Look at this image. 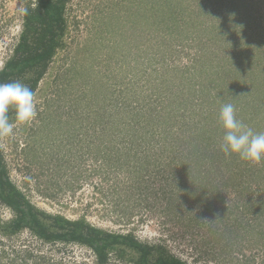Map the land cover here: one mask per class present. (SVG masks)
Instances as JSON below:
<instances>
[{
	"label": "rangeland",
	"instance_id": "rangeland-1",
	"mask_svg": "<svg viewBox=\"0 0 264 264\" xmlns=\"http://www.w3.org/2000/svg\"><path fill=\"white\" fill-rule=\"evenodd\" d=\"M169 1L71 0L67 4L65 47L58 52L37 88L38 116L29 124H16L13 135L0 138L8 176L30 203L46 213L71 221L84 219L106 231L131 233L141 242L163 245L186 264H264V160L258 164L246 161L241 167L243 180L235 182V186L229 183L224 196L223 193L212 196V191L203 190L204 198L198 199L202 195L199 191L202 180L194 174L199 169L203 172L201 177L206 174L211 167L209 153L219 145L208 149L203 166L192 169L194 163L186 170L183 168L186 166L165 168L161 165L165 156L159 155L162 148L154 147L156 141L167 139L161 126L151 128L157 131L154 139L147 134L149 141L145 147L151 149L135 150L138 156L135 158L133 152L126 164L119 150L118 163L109 162L116 155L110 150L108 135H102L99 127L86 122L87 113H92L91 121L98 123L101 113L96 108L101 110L108 105L112 106L108 109L112 112L122 109L125 101H121L122 96L115 90L127 88L129 93L140 95L144 91L147 100V95L157 94L159 87L163 92L168 85L167 88L183 93L184 100L190 96L187 92L190 85L182 88L181 82L189 83L187 79L191 78V83L196 85L206 73L215 70L226 78L227 71H234L233 68L249 73L234 82L243 100L236 108L237 118L244 123L251 118L252 107L264 105V0H186L194 15L179 9L184 13V22L178 21L180 27L174 21L166 23L157 37L152 38V31H158V27L147 12L157 11L159 4ZM24 2L0 0V69L20 34ZM171 3L175 7L183 1ZM249 8L253 12L248 14ZM228 15L236 23V31H246L238 36L241 40L235 39L239 46L211 68L204 56L208 43L215 42L211 28L220 19L227 21ZM187 23L194 30L191 27L183 30ZM170 25L175 28L168 29ZM229 37L234 40L233 36ZM257 43L263 47L258 48ZM231 52H239L246 64L240 66V56H232ZM224 53L218 51L217 58ZM201 69L202 77H198ZM175 73L178 75L172 79ZM254 84L257 89H253ZM95 86L104 96L97 94L98 99L93 103L91 90ZM255 91L263 93L258 97ZM193 97L186 103L178 102L182 108L185 105L186 114L197 108L191 102ZM248 101L250 104L246 106ZM139 104L134 101L132 105ZM172 105L176 108L175 103ZM198 109L207 111L206 107ZM130 111L128 121H132L131 115L136 110ZM104 118L107 122V117ZM254 119L257 122L259 117ZM251 127L257 133H264V123ZM114 141L119 145L122 135H117ZM93 145L99 146L96 151ZM190 147L187 143L181 145L176 164L179 156L188 154ZM127 148L125 144L123 154ZM248 169H252L249 174L245 172ZM220 170L226 174L224 177L229 175L225 168ZM206 176L210 190L216 184L212 182L215 176L214 173ZM183 187L187 188L185 193ZM12 217V212L0 204V220L9 221ZM2 239L6 251L26 248L34 255L49 258L51 264H93L95 259L84 247L45 246L26 231L12 239ZM3 263L10 264L6 259ZM109 264L127 263L112 258Z\"/></svg>",
	"mask_w": 264,
	"mask_h": 264
},
{
	"label": "trees",
	"instance_id": "trees-1",
	"mask_svg": "<svg viewBox=\"0 0 264 264\" xmlns=\"http://www.w3.org/2000/svg\"><path fill=\"white\" fill-rule=\"evenodd\" d=\"M24 1L21 31L16 44L13 46L11 55L5 60L0 69V83L19 81L30 87L36 95L39 83L49 70V66L53 63L58 52L62 51L65 47L64 38L67 32L65 12L67 4L71 0ZM174 1H177V3L181 2V0L180 2L178 0H170L167 4H159L155 12L148 10L147 15H150L153 24H156L158 27V31H152V38L157 37V33L161 32V28L165 27L166 23L174 21L177 28L180 27L178 26V21L184 22V13L179 12V9L180 11L185 9L186 12L192 13L193 9L189 7L190 4L186 3V0H182L183 4H181V6L175 4V7H173L171 2ZM242 12L245 13L243 10ZM252 12L253 10L249 8L248 14ZM180 15L181 17H179ZM192 15H194V13H192ZM188 16L191 15L187 14V17ZM192 17L194 18V16ZM235 26L236 23H234L228 15L227 21L224 18L220 19L216 27L211 28L215 42H209L210 40H208L209 47L207 48V52L204 51V56L207 58V62L205 63L208 64L209 67L212 68L214 62L218 65V62L226 58L225 55H227V53L234 50L236 45L237 47L239 46V41H235V39L240 36V34L243 35L246 29L236 31ZM186 27L193 28L191 23H187L183 30H185ZM167 28L174 29L175 26L170 25ZM229 35L233 36L234 40L231 39ZM207 37H209V34ZM239 40L241 39L239 38ZM231 42H233V44H231ZM262 45L263 44L257 43L258 48H261ZM246 46L249 47V44H246ZM222 50L225 51L224 55L217 58L218 51L220 54V52H223ZM231 54L235 57L241 55L239 52H231ZM239 58V65L242 66L243 63L245 65L247 61L244 60L245 57L242 58V56H240ZM244 67L247 69V66ZM233 70L234 71H227L228 75L226 74V78L219 75L218 70L212 73L207 70L209 73L205 74L204 79L197 81L196 85L191 83V78L187 79L189 83L184 84L181 82L180 86L182 88L190 85L187 92H189L190 96H194L191 102L196 103L194 106L195 108L197 107L196 110L188 112V114H186L187 111H184L185 105H183L184 108H182L180 104L190 101V96L183 100L182 96H184V94H179L177 89L173 91L172 88H167L166 86L168 85L165 86L166 89L163 92H161V88L159 87L157 94H152L153 98L152 95H147V100L144 91L143 94L140 95L129 93V90L126 88L122 91L115 90L119 97L122 96L121 101H125L123 103L121 102V110L118 109V112L109 111L108 109H111L110 107L112 106L108 105L107 107L104 106L101 110L100 108L99 110L96 108V111L101 113V118L98 120V123L97 121H91L92 113H87L86 122L90 126L99 127L102 135H108L110 150L116 155L114 159L109 158V162L115 160V162L118 163L117 156L119 157L120 155H117V152L119 150H121L120 157H123L124 160L126 159V164L129 157L133 156L132 154L135 150L146 151L151 149L145 147V145L148 144L147 134L151 135L152 138L157 131H152L151 128L159 129L161 126L162 130H164L163 136L167 139H164V141H156L157 144L154 147L162 148V154L159 155L161 157L165 156L163 160L164 164H161L162 166L165 165V168L170 166H174L175 168L186 166L183 167L184 170H186L187 166H190V164L194 165V163L195 166H192V169L203 166L204 159L208 154V149H215V146L219 145L218 149H215L214 152L213 149V153H209L211 167L206 170V174L208 175L214 173L215 178L212 179V182L216 184L214 186L210 185L211 188L209 190L206 174L201 177L200 174L203 173L201 169L193 174L196 178L202 180L199 182V191H202V195H200L201 198L199 196L198 199H203L205 193L211 191L212 196H219L221 193H223L224 196V192L226 191V187L229 186V183L235 186V182L243 180L245 175L241 167L246 163V161L241 160L237 155L226 157L220 147L224 136V129L218 119L221 104L232 103L235 108H238L243 100L242 94H239V91L237 92L239 88L234 82L237 81V77L242 79L243 77L241 75L249 74L245 69L233 68ZM84 74L91 77L89 72H85ZM197 74L198 77H202L203 69L199 70ZM177 75L178 74L173 76L172 79H175ZM166 83L168 82L166 81ZM99 87L101 88L100 85ZM252 87H254L253 89H257L256 84L252 85ZM98 90L99 91H97L96 86L93 91L91 90V99L93 103L97 98V94L104 96V93L100 89ZM256 92L257 91H255L254 94L258 95V97L260 93H263V91ZM113 94L114 93H112L111 96H113ZM134 101H139L140 104L132 105ZM179 101H181L180 104L178 103ZM174 103L176 104V108H172L174 107L172 105ZM199 103H201V106L198 105ZM249 104L250 101H248L246 106H249ZM203 107H206L207 111H205V109H198ZM129 108H134L136 110L135 113L131 115V117L133 116L132 121H128L127 119V112L129 111V113H131ZM252 109L253 110L250 112L251 118L246 122L244 121V124H247L250 128H252V125L257 126L259 123H264V105L259 107L255 106L252 107ZM106 110L107 114L105 115L104 112ZM9 116L14 122V109H10ZM104 117H107V122H104ZM255 117H259L257 122L254 119ZM195 118L201 121L195 120ZM188 119L190 121H188ZM186 122L189 123L185 124ZM180 124L183 125L181 126ZM105 126L108 134H104V132H106ZM259 128L261 129L262 126ZM188 130H190L189 133L187 132ZM158 133L162 134L161 132ZM117 135H122V141L116 146L114 139L117 140ZM124 138H129V141H124L126 140ZM152 139H154V137ZM186 143L191 146L188 150V154L185 157L182 155L179 156L178 160L180 161L176 164L175 160L178 157V150L181 149V145ZM125 144H128V150L123 154L122 149L125 147ZM98 147V145H93V150L96 151ZM120 147L121 149H119ZM164 149L168 153L164 154ZM180 154H182V152H180ZM134 156L136 158L138 156L137 153H135ZM222 167L225 168L226 172L229 174L227 177H224L226 174L220 170ZM251 170L252 169H248V171L245 172L249 174ZM185 188L186 187L182 188L184 193ZM203 190L208 191L204 192ZM0 204L8 208L13 214V217L9 221L3 222L0 220V264H5L3 263L4 259L8 260L10 264H30L31 262L34 264H51L49 258L41 257L40 254L34 255L26 248L23 250L14 249L9 252L4 249L2 238H7L9 240L20 235L24 231L28 232L31 237L45 246H54L58 244L70 246L75 244L84 247L94 255L95 259L92 262L93 264H109L112 258L127 264H186L171 255L161 244L141 242L131 233L122 234L106 231L90 225L84 219L71 221L63 216L51 215L38 209L30 203L21 189L10 180L1 148Z\"/></svg>",
	"mask_w": 264,
	"mask_h": 264
},
{
	"label": "clouds",
	"instance_id": "clouds-1",
	"mask_svg": "<svg viewBox=\"0 0 264 264\" xmlns=\"http://www.w3.org/2000/svg\"><path fill=\"white\" fill-rule=\"evenodd\" d=\"M10 109L15 112L14 122ZM37 116L35 93L30 87L19 81L0 83V137L13 135L16 124H29ZM218 119L224 129L220 147L226 157L237 155L253 164L264 160V133L255 132L239 120L232 103L221 104Z\"/></svg>",
	"mask_w": 264,
	"mask_h": 264
}]
</instances>
